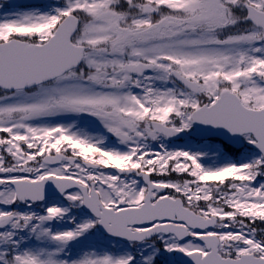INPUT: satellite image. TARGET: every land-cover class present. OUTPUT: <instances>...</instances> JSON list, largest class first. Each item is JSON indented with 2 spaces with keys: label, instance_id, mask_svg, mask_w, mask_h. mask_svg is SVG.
Segmentation results:
<instances>
[{
  "label": "snow or ice",
  "instance_id": "6c2138e0",
  "mask_svg": "<svg viewBox=\"0 0 264 264\" xmlns=\"http://www.w3.org/2000/svg\"><path fill=\"white\" fill-rule=\"evenodd\" d=\"M0 264H264V0L0 3Z\"/></svg>",
  "mask_w": 264,
  "mask_h": 264
},
{
  "label": "water",
  "instance_id": "95a60500",
  "mask_svg": "<svg viewBox=\"0 0 264 264\" xmlns=\"http://www.w3.org/2000/svg\"><path fill=\"white\" fill-rule=\"evenodd\" d=\"M30 1V0H29ZM42 1V0H41Z\"/></svg>",
  "mask_w": 264,
  "mask_h": 264
}]
</instances>
